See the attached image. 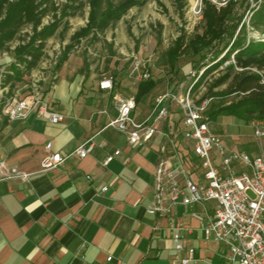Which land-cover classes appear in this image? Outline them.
Masks as SVG:
<instances>
[{
  "label": "crops",
  "instance_id": "crops-1",
  "mask_svg": "<svg viewBox=\"0 0 264 264\" xmlns=\"http://www.w3.org/2000/svg\"><path fill=\"white\" fill-rule=\"evenodd\" d=\"M73 57L59 70L50 65L44 87L52 110L64 115L60 124L35 114L10 122L0 105V264H182L189 250L194 256L188 264H230L227 248L206 242L191 217L203 213V206H178L172 217L147 213L160 138L138 148L130 146L126 134L108 128L117 116L118 96L109 100L112 94L99 88L84 94V76L71 80L81 66L66 71ZM9 68L0 65L4 75ZM40 68L49 69L46 62ZM26 84L11 95L24 94ZM91 138L96 143L91 155H72ZM48 143L65 161L41 173ZM116 150L121 154L104 166ZM12 169L31 177L8 178ZM172 221L192 230L182 232V252L175 249Z\"/></svg>",
  "mask_w": 264,
  "mask_h": 264
},
{
  "label": "built area",
  "instance_id": "built-area-1",
  "mask_svg": "<svg viewBox=\"0 0 264 264\" xmlns=\"http://www.w3.org/2000/svg\"><path fill=\"white\" fill-rule=\"evenodd\" d=\"M210 1L221 8L231 0ZM192 12L200 22L202 0H197ZM2 55L8 56L7 53ZM12 62L15 63L13 58ZM38 71L28 80L24 95H11L9 88L4 86L5 72L0 71L1 112L10 122H24L33 114L51 124L63 122L64 115L53 111L46 100L44 86L47 77ZM202 74L203 71L192 73L196 81L187 92H167L157 98L153 109L143 119L136 116L138 104L135 96L117 97V116L107 127L126 134L133 147H145L160 138L148 214L172 217L178 206H203V213L193 212L191 217L198 221L206 242L215 241L226 247L230 264H264V156L229 149L223 144L222 137L212 131L207 112L213 98L201 100L193 93ZM135 75L140 82L152 79L148 70L140 71L139 63L132 68V76ZM99 88L112 93L114 82L105 79L99 83ZM174 106L180 115L178 131L171 120ZM250 124L255 137L263 138L264 121L254 119ZM95 147L94 138H91L78 146L72 155L86 158ZM46 151L41 173L52 171L65 161L60 153L52 152V143L46 145ZM120 154L121 151L116 150L108 155L103 165H108ZM7 177L28 180L31 175L12 169ZM107 190L108 187L103 188L104 192ZM171 229L176 251H184L182 232L192 230L174 221ZM193 256L194 251L189 250L182 264H188Z\"/></svg>",
  "mask_w": 264,
  "mask_h": 264
},
{
  "label": "trees",
  "instance_id": "trees-1",
  "mask_svg": "<svg viewBox=\"0 0 264 264\" xmlns=\"http://www.w3.org/2000/svg\"><path fill=\"white\" fill-rule=\"evenodd\" d=\"M75 1L66 0L65 4L60 5L57 0H0V55L7 52L15 60L9 68L10 72L3 77L4 86L10 84L11 93L17 85L28 82L46 61L48 41L57 34L65 19L75 16V12L71 11L73 7L69 4ZM171 1L177 11H182L188 2ZM148 2L149 0H122L119 3L116 0H87L90 8L88 23L73 34L72 43L59 58L56 69L59 70L69 60L75 44L90 36L97 39L100 34L115 26L132 8L144 7ZM202 2L200 27L189 37L182 30L173 45L163 53L162 64L175 71L181 57H199L200 61H204L206 50L224 44L221 50L216 51L211 64L197 67L198 73L203 68L205 70L194 89H199L209 75L232 59L233 62L226 66L225 72L210 86L201 100L210 97L214 101V96H210L213 89L224 85L227 86L226 89L216 96L236 98L226 106H218L212 102L207 112L209 120L212 123L220 116H232L245 122L254 119L264 121V39L249 38L247 32L249 27L253 32L264 35V0L250 12L248 22L244 21L245 14H239L238 0H231L221 8H217L210 0ZM83 6L84 4H80V8L76 10ZM84 65V69H87L85 61ZM156 87L157 82L153 79L141 81L135 96L137 104L145 102Z\"/></svg>",
  "mask_w": 264,
  "mask_h": 264
},
{
  "label": "rangeland",
  "instance_id": "rangeland-1",
  "mask_svg": "<svg viewBox=\"0 0 264 264\" xmlns=\"http://www.w3.org/2000/svg\"><path fill=\"white\" fill-rule=\"evenodd\" d=\"M120 1L122 0H116V3ZM238 1L239 14H245L244 21L247 22L250 18V12L262 3V0H259V2L256 0ZM57 2L63 5L66 0H57ZM196 2L197 0H188L183 10L177 11L171 0H149L144 7L132 8L115 26L104 34H100L97 39H93L92 36L82 39L79 44H75L71 52V56L74 57L67 64L66 71H73L79 65L81 66L71 80L77 79V75L84 76L82 90L87 95L92 94L94 88L97 91L101 81L112 79L114 90L111 97L109 96V100H114L115 96L123 99L134 97L137 94L140 80L138 75L132 76V68L134 64L139 63L140 71L148 70L152 75V79L157 82L156 89L145 102L138 105L136 112L140 113L142 117L148 115L154 107L155 100L167 92H187L196 81L192 73L197 72L199 66L211 64L216 51L221 50L224 46V44L217 45L206 50L204 61H200L199 57H181L175 71H171L162 64L163 53L173 45L181 35L182 30L189 37L200 27V22L195 19L192 12ZM241 2H243V5H241ZM69 4L73 7L71 11L75 12V16L65 19L61 23L57 34L48 41L45 62L49 69H39V72L46 77L50 75V65L56 64L72 43L73 34L84 28L88 23L90 8L87 0H76ZM80 4H84L83 8L76 10V8H80ZM247 32L249 38L264 39V35L253 32L249 27ZM7 55L8 61L1 58L0 65L11 66L14 64L11 54L7 53ZM77 58H80L79 62ZM84 61L88 66L87 69H84ZM231 61L233 62L232 59ZM231 61L209 75L203 81L200 89L195 90L193 88L195 97L202 98L205 96L210 86L222 76L226 66ZM204 70L205 68L202 69V71ZM51 73L53 78L51 79L54 82L56 81L54 79L55 75L53 72ZM65 75L63 76L65 77ZM226 87L224 85L213 89V94H210V96H214V104L226 106L235 100V96L226 98L216 96V94L224 91ZM171 120L174 122V129L178 131L180 115L176 106L173 107ZM180 127H182V123ZM211 129L222 137V142L227 148L245 151L251 155L264 156V137H255V130L251 127L250 122L232 116H220L211 123Z\"/></svg>",
  "mask_w": 264,
  "mask_h": 264
}]
</instances>
